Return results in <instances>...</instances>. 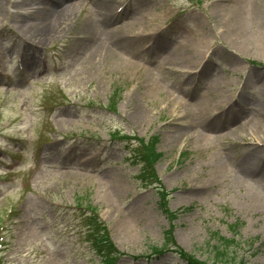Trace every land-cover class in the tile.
<instances>
[{"label":"rangeland","instance_id":"1","mask_svg":"<svg viewBox=\"0 0 264 264\" xmlns=\"http://www.w3.org/2000/svg\"><path fill=\"white\" fill-rule=\"evenodd\" d=\"M75 1L40 44L34 4L0 8V264H102L91 211L116 264H225L215 233L264 264V0ZM150 140L157 188L132 164Z\"/></svg>","mask_w":264,"mask_h":264},{"label":"bare ground","instance_id":"2","mask_svg":"<svg viewBox=\"0 0 264 264\" xmlns=\"http://www.w3.org/2000/svg\"><path fill=\"white\" fill-rule=\"evenodd\" d=\"M3 1L4 0H0V8H2L3 6ZM32 4L36 6L35 9L26 12L25 17L26 20L32 19L36 20V22L32 23L25 20L26 22L22 27L24 30V34L30 35L28 40L32 41L35 44H40L41 42L49 39L52 35L60 33L63 26L70 21L72 12L79 8L80 5L77 1L72 2L70 5H66V0L65 2L64 0H29L28 6L30 9L32 8ZM55 5H57V7H55ZM235 15L240 20V22H237L236 24L238 29L242 28L244 30L246 28V24L242 20L243 17L247 18V22L250 21V19H255V14L249 10L244 12L236 11ZM104 22L106 23L107 20L104 19ZM109 31L111 32H109L110 35L122 33L123 35L120 34V36L125 37L124 35L126 34V32H122L120 28H115L114 30ZM90 40L94 47L93 50L95 51L93 53L96 58H104L109 55V49L106 46L105 40H95L94 38H92V36H90ZM170 57V59H173L175 61L180 60V57H176L175 54ZM260 123L263 124V122ZM260 123L257 127H255V131L259 130ZM246 167L248 169L251 167L256 168V165H254L253 162L250 161V163Z\"/></svg>","mask_w":264,"mask_h":264},{"label":"trees","instance_id":"3","mask_svg":"<svg viewBox=\"0 0 264 264\" xmlns=\"http://www.w3.org/2000/svg\"><path fill=\"white\" fill-rule=\"evenodd\" d=\"M123 139L127 140L128 138L124 137ZM153 144L154 141L152 142L151 140L149 143H138L137 147L132 150V164L140 165V173L138 178L144 188L150 187L151 185L154 188H157V184H159L157 183L152 167L158 157V154L154 151ZM158 188L160 195L163 196V191L161 190L160 186ZM83 224L84 228L86 229V240L91 244V246H93V251L101 258L102 264H116V260L120 257V255L115 251L113 246H111L105 227H103L99 221L98 223L96 222V216L93 211H91L89 216H86V218L83 220ZM235 224L237 227L239 226L238 223ZM235 224H233V226ZM235 227H231V230L234 231ZM216 235L218 234H211L210 237V239L217 241V244L212 246L209 245V247L213 250L212 260L215 259V261H217L216 263L227 264L230 261L236 263L234 262L235 258L230 253V250H227V248L222 245L224 240L220 239V237L218 238ZM234 235H237L235 231ZM229 246H231V244L228 245V247ZM181 256L185 260L186 257L183 255ZM188 257L192 261V257ZM191 261L188 260V264H191ZM240 263L238 262L237 264Z\"/></svg>","mask_w":264,"mask_h":264}]
</instances>
